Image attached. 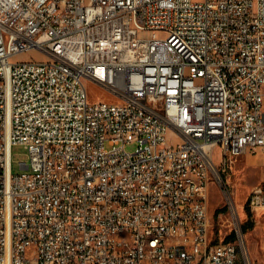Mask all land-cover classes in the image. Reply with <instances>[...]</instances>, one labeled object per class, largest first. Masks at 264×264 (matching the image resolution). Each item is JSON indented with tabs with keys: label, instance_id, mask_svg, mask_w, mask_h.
Returning <instances> with one entry per match:
<instances>
[{
	"label": "built area",
	"instance_id": "built-area-1",
	"mask_svg": "<svg viewBox=\"0 0 264 264\" xmlns=\"http://www.w3.org/2000/svg\"><path fill=\"white\" fill-rule=\"evenodd\" d=\"M258 150L264 0H0V264H264V180L242 206L259 261L225 175ZM212 182L234 242L211 237Z\"/></svg>",
	"mask_w": 264,
	"mask_h": 264
},
{
	"label": "rangeland",
	"instance_id": "rangeland-1",
	"mask_svg": "<svg viewBox=\"0 0 264 264\" xmlns=\"http://www.w3.org/2000/svg\"><path fill=\"white\" fill-rule=\"evenodd\" d=\"M155 37H160L163 34L160 32L154 33ZM36 57L38 59H46L47 57L39 51H30L25 54L17 55L13 61H20ZM87 88L88 100L90 103L107 101L118 102V98L106 88L100 86L91 80H85ZM136 145H129L128 149L133 150ZM14 172H21L20 161L27 160L26 150L23 146H15L13 149ZM264 161V153L260 150L256 152H248L241 155L232 168L228 169L225 174L231 184L234 192V199L237 207L240 209V216L242 218V225L247 222L248 213L242 208L246 202L250 190L264 180V169L262 162ZM209 212L211 216L212 228L211 237L217 241H236L238 239V232L234 225V221L229 213L226 200L223 192L215 183H211L210 188ZM264 218H259L263 220ZM252 223L253 225H251ZM248 223L246 231L241 229L245 237V241L250 251V255L255 260H262L261 245L262 233L260 227L255 223ZM232 236L231 238H229Z\"/></svg>",
	"mask_w": 264,
	"mask_h": 264
},
{
	"label": "bare ground",
	"instance_id": "bare-ground-1",
	"mask_svg": "<svg viewBox=\"0 0 264 264\" xmlns=\"http://www.w3.org/2000/svg\"><path fill=\"white\" fill-rule=\"evenodd\" d=\"M124 237H132V230L127 227H119L113 231V244H122Z\"/></svg>",
	"mask_w": 264,
	"mask_h": 264
},
{
	"label": "trees",
	"instance_id": "trees-1",
	"mask_svg": "<svg viewBox=\"0 0 264 264\" xmlns=\"http://www.w3.org/2000/svg\"><path fill=\"white\" fill-rule=\"evenodd\" d=\"M248 223H250V221H247L246 223L243 224V231H246L248 228ZM251 225H253L252 223H250ZM232 236H230L229 238H231Z\"/></svg>",
	"mask_w": 264,
	"mask_h": 264
}]
</instances>
